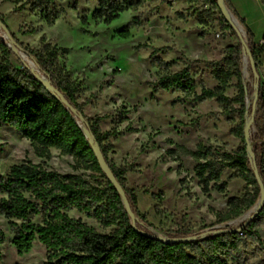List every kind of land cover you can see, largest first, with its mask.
<instances>
[{"label":"rangeland","instance_id":"rangeland-1","mask_svg":"<svg viewBox=\"0 0 264 264\" xmlns=\"http://www.w3.org/2000/svg\"><path fill=\"white\" fill-rule=\"evenodd\" d=\"M97 8L98 0H0V13L20 41L39 48L46 35L61 49L70 79L81 88L79 102L84 104L85 115L101 116L102 130L119 132L111 138V157L117 165L131 167L127 185L136 188L138 207L147 218L144 223L166 237L182 228L198 234L223 227L218 220L228 210L229 198L253 187L226 168L218 184L211 182L210 191L205 192L196 174L199 162L189 152L202 145L216 153H236L243 146L237 134L240 103L235 78L226 90V103L195 99L203 87H217L214 70L223 66L225 47L236 42L222 27L226 15L219 9L208 17L201 3L192 0H149L107 23L94 17ZM42 9L54 17L53 25L47 23ZM201 14L206 22L200 21ZM134 18L141 25L131 27L129 38H121L118 31ZM31 30L36 32L28 33ZM0 34L4 35L1 30ZM154 49H159L155 58L170 64L169 72L188 68L197 88L192 92L164 89L160 84L164 71L153 61ZM12 64L20 67L14 56ZM244 78L250 88V107L256 80L249 65ZM255 128L252 124L250 140ZM26 161L61 173L75 172L72 156L53 148L50 158H42L26 137L0 120V175H8L13 165ZM221 183L223 191L216 187ZM71 215L100 231L110 230L76 212ZM258 225L264 231V216L258 218ZM0 228L7 237L0 264H45L43 244L36 240L29 252L19 253L10 222L3 215ZM229 264H264V247L247 240L237 261L229 260Z\"/></svg>","mask_w":264,"mask_h":264},{"label":"trees","instance_id":"trees-1","mask_svg":"<svg viewBox=\"0 0 264 264\" xmlns=\"http://www.w3.org/2000/svg\"><path fill=\"white\" fill-rule=\"evenodd\" d=\"M149 0H98L94 17L111 23L118 19L122 12L136 9ZM209 5L203 12L212 17L219 10L217 0H192ZM264 2V0H262ZM49 25L55 19L46 9H42ZM0 19L9 28L3 15ZM200 21L206 22L203 15ZM82 22L87 23L86 16ZM224 22V21H223ZM244 26V22L240 20ZM138 18L118 31L121 38L131 36V27L140 26ZM224 32L231 30L236 42L228 44L225 49L223 66L214 70L218 80L216 88L203 87L196 95L197 101L215 98L226 103V90L233 78L236 79L240 106L238 136L243 146L236 153H216L211 147L198 146L189 153L199 162L196 174L203 184L205 192L210 191L211 182L221 180L226 168H231L236 177L252 185L242 196H232L228 200V210L219 216L218 223L239 218L253 208L261 197V185L254 172V162L248 153L245 139V125L253 105L248 107L247 100L250 88L244 78V57H249L250 68L253 65L259 70L261 56L264 54V41L256 44L253 35L246 29L248 41L241 39L238 31L231 24L223 23ZM15 46L26 54L38 72L43 74L52 85L58 88L63 97L76 109L74 114L38 77L33 73L27 59L15 52L0 34V120L16 128L34 147L38 156L51 157V149H57L63 155H70L74 160L72 173H61L50 169L45 164L26 161L13 165L6 176L0 175V215L10 222L14 235L13 244L19 253L29 252L34 241H39L47 250L45 264H229L237 261L246 247L247 240L256 241L264 247V231L258 225V218L264 216L263 208L258 216L243 224L240 231L232 232L227 228H214L203 237L189 229H178L169 237L191 239L183 242H165L142 231L140 222H147L146 214L138 207L136 188L128 187L127 175L131 167L117 165L111 157L114 144L111 138L117 131H104L101 128V116L88 118L84 104L79 102L81 88L74 83L62 62L61 49L41 37L39 48H30L9 28ZM31 30L28 33H35ZM153 61L164 74L160 84L166 90L183 89L194 91L197 82L191 77L188 68L169 72L170 64L160 57ZM16 57L20 67H14L12 57ZM252 58L254 62H251ZM254 76V73H253ZM255 78V76H254ZM256 80V78H255ZM260 82V91L256 103V134L253 138L255 164L260 180L264 186V144L256 142L264 138V83ZM250 114V115H251ZM79 115L87 120V127L94 135L106 163L111 167L119 184L124 189L130 207L135 213L137 227H134L131 216L117 187L109 180L99 162L96 151L79 122ZM125 120V113L121 114ZM82 171V172H77ZM224 190V183L216 185ZM72 212L94 219L103 230L85 222L82 217H74ZM38 218L40 221H35ZM197 235V239L193 236ZM6 234L0 228V259L2 246L6 243Z\"/></svg>","mask_w":264,"mask_h":264},{"label":"water","instance_id":"water-1","mask_svg":"<svg viewBox=\"0 0 264 264\" xmlns=\"http://www.w3.org/2000/svg\"><path fill=\"white\" fill-rule=\"evenodd\" d=\"M217 2H218V6H219V9L221 10V12L224 15H226L225 18L229 21V23L233 27H235L237 29L239 37L241 39H243L244 38V34L243 33H244L245 30H244V27H243L242 23L234 15V13L229 9V7L227 6L225 0H217ZM0 30L4 33V35L3 34H1V35L6 40L7 44L15 52H17L23 59H25L26 54L24 52H22V51H19V49L15 46V43H14V40H13V38L11 36L9 28L4 24V22L1 19H0ZM250 59H251V62L253 63L254 60L252 58H250ZM248 65L250 66L249 57L247 55H245V57H244V70H243L244 76L246 75V68H247ZM31 68L34 70L33 73L38 77V79L43 84H45L49 89L54 91L55 95L61 101H63L74 114L77 115V111H76L75 107L63 97V95L59 92L58 88L55 87L54 85H52L51 82L48 81V79L43 74H40L38 72V69L36 68V66L34 64L31 65ZM252 69H253L254 76L256 78L255 99H254L253 111H252V114H251V118L248 119V117H247V122H246V125H245V139H246L247 146H248V153L252 157V160L254 162L255 175L258 178V180L260 182V185H261V197L258 200L257 204L253 208H251L249 211H247L246 213L241 215L239 218H237L236 221H233V220L228 221V222L224 223L223 227H219V228H227V230L232 231V232H237V231L242 230L243 224L250 222V220H252L253 218H255L256 216H258L260 214V212H261V210L263 208V204H264V186L262 185V182H261L260 176H259V172H258V169H257L256 164H255V155H254V152H253L254 142L252 140H250V138H249L252 124H254V122H255L256 103H257L258 96H259V91H260V82H259L260 73H259V70L254 65H253ZM249 103L250 102H249V99H248L247 100V104H249ZM79 122H80L82 128L84 129V131L86 132V134L88 135V137H89V139H90V141H91V143H92V145H93V147H94V149L96 151L97 157L99 159L100 164L102 165V168H103L105 174L107 175L109 180L113 183V185L115 187H117V189L119 190V192L121 194V197L124 200V203L126 205V208H127L128 212H129V214L131 216L132 223H133L134 227H137L136 216H135V213L133 212V210L130 207L129 201H128L127 196H126V193H125L124 189L122 188V186L119 184V182H118L116 176L114 175L111 167L106 163V161L104 159V156L102 155L101 149H100L97 141L94 138V135L89 131V129L87 127L86 118L83 115H79ZM235 224H237V225H235ZM233 225H235V226H233ZM142 231H146L150 236H152L154 238H157L159 240H163L165 242H183V241L191 239L190 237H188V238H184V237L174 238V237H169V236L166 237V236H163V235H161V234H159V233H157V232H155L153 230L147 231V230H143L142 229ZM207 235H208V231L202 233L203 237H205ZM193 239H197V235L193 236Z\"/></svg>","mask_w":264,"mask_h":264},{"label":"crops","instance_id":"crops-1","mask_svg":"<svg viewBox=\"0 0 264 264\" xmlns=\"http://www.w3.org/2000/svg\"><path fill=\"white\" fill-rule=\"evenodd\" d=\"M234 15L244 22L245 29L253 35V41L261 44L264 41V2L262 0H225ZM259 73L264 83V54H262Z\"/></svg>","mask_w":264,"mask_h":264},{"label":"built area","instance_id":"built-area-1","mask_svg":"<svg viewBox=\"0 0 264 264\" xmlns=\"http://www.w3.org/2000/svg\"><path fill=\"white\" fill-rule=\"evenodd\" d=\"M203 7H204L205 9H208V8H209V5H208V4H205ZM223 19H224L225 24H230L229 21H228L225 17H223ZM228 33L231 34V30H229ZM243 34H244V38H245V40L248 41V35H247V32H246V29H245V31H244ZM262 43H263V42H262ZM255 134H256V128L254 129V133H253V135L255 136ZM254 136H253V138H254ZM253 138H252V141H253ZM253 142H254V141H253ZM256 142L259 143V144H264V138H258V139L256 140ZM140 227H141L143 230H147V231L152 230V229H151L150 227H148V225H146L144 222H140Z\"/></svg>","mask_w":264,"mask_h":264}]
</instances>
